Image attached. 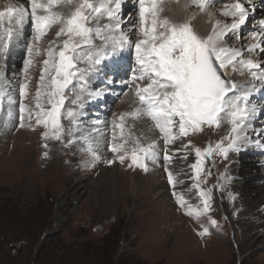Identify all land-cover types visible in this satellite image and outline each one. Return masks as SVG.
Here are the masks:
<instances>
[{
  "label": "snow or ice",
  "instance_id": "obj_1",
  "mask_svg": "<svg viewBox=\"0 0 264 264\" xmlns=\"http://www.w3.org/2000/svg\"><path fill=\"white\" fill-rule=\"evenodd\" d=\"M126 3L127 0H29L27 7L8 3L0 9V114L6 98L9 121L14 115L16 89L5 79L7 53L13 43L23 39L25 26L30 23L32 42L28 44L21 73L13 71L14 79H20L18 126H42L45 148L49 140L59 141L67 148L82 141L87 144L92 161L100 160L96 148L102 142L101 128L110 126L108 148L113 158L104 162H127L128 167L148 172L149 163L159 166L157 141L142 144L127 125L129 119L148 117L164 144L163 171L175 202L186 215L199 220L212 210L213 188L202 186L211 174V169L205 174V161L214 155L229 160L230 153L236 154L237 159L225 165L213 186L223 190L220 181L234 179L228 170L238 162L241 152L255 149L264 154V127L253 128L251 124L264 114V106L248 103L255 93L264 90V66L252 58L257 50L264 54V19L256 21L257 30L249 33L253 42L242 49L229 47L226 38L235 35L240 39L242 27L258 11L255 0H233L224 5L219 11L231 18V23L214 20L207 35L191 26V15L183 22L162 18L159 0H132L136 15L129 13L124 17ZM213 3L214 0H186L183 7L195 6L212 20L214 14L209 9ZM259 4L264 15V0H259ZM54 25L58 26L56 39L45 50L46 58L32 97L34 104L30 107L25 100L29 97L33 57L40 54L39 42ZM134 32L138 38L133 42L130 36ZM129 67L130 74L126 71ZM229 68L241 74L247 71L251 83L230 80ZM96 80L102 87L94 88ZM121 92L124 96L131 93L130 111L114 113L110 122L97 118L90 131L83 126L82 121L87 119L86 101L110 96L115 99ZM225 122L230 126L227 134L203 149L190 139L185 140L204 128H219ZM249 131L257 138L252 139ZM178 140L185 142L173 148ZM192 154L194 162L188 165L191 186L184 192L177 191V186L185 181L170 165L174 158L187 160ZM193 190L199 200L195 206L185 198V193ZM228 196L236 199L234 193L229 192ZM209 223L216 225L210 217ZM201 229L198 235L209 233L207 226L201 225Z\"/></svg>",
  "mask_w": 264,
  "mask_h": 264
},
{
  "label": "rangeland",
  "instance_id": "obj_2",
  "mask_svg": "<svg viewBox=\"0 0 264 264\" xmlns=\"http://www.w3.org/2000/svg\"><path fill=\"white\" fill-rule=\"evenodd\" d=\"M23 3L26 6L27 1ZM263 18L264 15L250 18L248 27L240 33V39L231 36L226 39L227 45L246 49L253 42L248 38L250 31L257 30L254 24ZM57 30L58 26H55L40 53L45 52L49 42L56 39ZM137 38L135 34L134 39ZM31 41V33L24 35L18 50L20 56L16 54L17 63L12 52L15 43L12 44L6 60L5 79L15 87L17 103L12 106L14 115L11 121L4 111L0 114V264H264V233L261 229L253 231L248 249L240 252L238 217L231 211L235 201L228 196L233 190L231 182L220 181L224 185L223 190L213 187L229 160L214 155L211 160L205 161V174L209 169L211 174L207 175L202 186L213 188L212 210L196 220L178 208L167 184L162 159L164 144L160 137L156 139L158 129L148 130L144 140H141L145 145L150 140H156L161 157L159 166L149 163V171L145 172L128 167L127 162L123 165L104 162L113 158L108 148L112 137L110 126L101 128L103 138L100 147L96 148L100 156L98 161H92L88 146L82 141L67 148L59 141L49 140L45 148V141L41 138L42 126L19 127L20 79H12V76L13 71L21 73L23 58ZM257 53L258 57H264L258 50ZM45 56L41 59L34 56V65L42 67ZM38 69L30 71L29 97L25 100L30 107L34 104L32 97L40 76ZM235 78L232 75L229 77L233 82H236ZM97 83L94 86L100 87ZM123 95L121 92L120 98L110 96L85 108L87 119L82 121L83 126L90 131L92 122L97 118L110 122L114 113L124 112L125 107L120 105ZM110 100L112 103L107 102ZM256 105L264 106L258 101ZM6 123L7 127L4 126ZM64 123L67 124V121ZM251 124L253 128L262 127L264 114ZM228 126L225 122L219 128H204L185 140L190 139L193 145L203 149L207 143L214 144L226 135ZM129 128L133 130V127ZM252 133L249 131L248 135L256 139ZM183 142L178 140L172 147L179 148ZM260 155L259 151L242 154L240 172L260 173ZM194 159V154L187 160L173 159L170 167L175 172L180 169L179 179L185 181L177 186V191L184 192L190 188L187 168ZM117 167L122 173H119V184L115 188L116 198L107 202L106 195L112 190L107 184L103 186L102 180L108 178L113 168L117 172ZM135 174L141 182L136 195L131 189ZM255 177L258 178L254 175L250 178ZM161 183L166 184V188H159ZM185 198L194 206L199 203L194 190L186 192ZM102 200L108 204L107 208L101 204ZM225 204L230 206L228 210ZM209 217L216 221L215 226L209 223ZM201 225L209 228L207 235L197 234L202 230Z\"/></svg>",
  "mask_w": 264,
  "mask_h": 264
},
{
  "label": "bare ground",
  "instance_id": "obj_3",
  "mask_svg": "<svg viewBox=\"0 0 264 264\" xmlns=\"http://www.w3.org/2000/svg\"><path fill=\"white\" fill-rule=\"evenodd\" d=\"M23 1H27V3H26V7H27V5L29 3V0H23ZM23 1L21 2V0H0V9H2L8 3H13V4H16V5H18V4L24 5ZM232 2H233V0H214V3L211 5V7L213 9H211V7L209 9L214 14L212 20H209V18L207 17V15L205 13H200L195 6H190L187 9H184L183 5L186 3V0H159V6L162 8V11H163V12L161 11L159 14H160V16L162 18L163 17H168L170 19L176 20L177 22H183L187 18V16L191 15L192 19L190 21H188L191 24V26L199 34L207 35L211 31L212 23L214 22V20H218L219 19L222 22L231 23V18L224 17L220 13L219 10L224 5L232 3ZM240 2L246 3V0H240ZM255 2L257 4V8H258L257 13L255 14V17H258V16H261V13L259 11L260 4H259V0H255ZM125 5L126 6L124 7V11L126 13H123L124 17H127L129 13H131L132 15L135 16L136 14H134L133 6H132V0H127V3ZM246 6H247V4H246ZM215 12H217V14ZM259 13H260V15H259ZM249 23L250 22H247V25L242 27L241 32L245 31L244 29H246L248 27ZM30 26H31L30 23L25 26L24 35L27 34V36H28V34L31 33V32H28V31L31 30ZM54 27H55V25L52 26V28H50L48 30L47 34L39 42V45H40L39 48L40 49L44 48L46 46V43H45L46 41L45 40L49 39V36H50L49 34L51 33L52 30H54ZM135 34L136 33L134 32L130 36V39L133 42L136 40V39H134ZM231 36H235V35H229V37L226 38V39H230ZM23 39H24V37H23ZM22 40H20L18 43H15V45L13 43L14 50L12 52H14V55L16 56L15 63H17L18 55L20 56V54H19L20 52H18V50H20V48H21ZM43 43H45V44H43ZM237 44H238V42H237ZM243 45H244V43H243ZM16 54H18V55H16ZM44 54H45V52L43 51L39 55H35V58H38V59L44 58ZM257 54L256 53L253 54L252 58L254 60H259V61H261V59H263L261 62H262V66H264V57L260 58V57H258ZM26 55H27V53H26ZM26 55H25V57H26ZM244 58L246 59V58H248V56L245 55ZM38 66L33 65V67L31 68V71L34 70L36 72V69H38V68H39L38 70L40 71L41 67L40 66L38 67ZM11 70H12V68L9 69V71H11ZM126 71H128V73L130 74V67L128 69H126ZM228 72H229V77H231V75H232V77L235 78V77H238L240 75V77L237 78L240 84H242V83H251V79H250L249 74H248L247 71H245L243 74H241L238 71L237 72H233L232 69L229 68ZM109 75H111V74L109 73ZM102 78L103 79H108V77H102ZM12 79H14V78H12ZM237 79H236L235 83L238 84ZM96 82H98L97 84H99L100 87H102V84L100 83L99 80L93 81V84H95ZM256 83L259 84L258 81ZM100 87L94 86L95 89L96 88H100ZM8 90L11 91V89H8ZM120 97L121 96H119L117 98H120ZM100 100H103V99H100ZM100 100H91V99H89L88 101H86V107L85 108H88V107L90 108L91 106H93L95 104V102H98ZM257 101H258L259 104L260 103L264 104V90H261L260 92L255 93L250 98L248 103H250V104L251 103H255L256 104ZM107 102L108 103H112V100L107 101ZM108 103H105V104H108ZM120 105H123L125 107L124 108V112L131 110V108L133 107L131 93H130V96H124L123 95V97H122V99L120 101ZM109 106H111V105H109ZM123 106L120 108V110L123 108ZM8 107H7V102L5 101L4 104H3V111L6 113V115H7ZM121 112H123V110H121ZM4 117H5V115L2 116L1 119H4ZM127 125L129 127H133V130H131L132 133L135 136L139 137L140 140H142V141L144 140L143 137L144 138L146 137V134H147L148 130L150 131V129L154 128L153 122L148 117H142L141 119H138L136 121H133V120L129 119L127 121ZM262 127H264V124H262ZM109 130H110V128H109ZM252 134H255V133L253 132ZM141 135H142V137H141ZM159 137H160V133H159V135H156V139H158ZM251 137H254V136H251ZM150 142H151V140H150ZM252 151H258V150L250 149L249 151L241 152L239 157H238V162L232 164L231 167L228 170L229 175L231 177H234V179L231 180V186H232V189H233L231 193L236 194V199L234 200L235 201L234 202L235 206L232 207L231 211L234 214H236V216L238 217L237 223H238V227L240 228L241 245H242V248L240 249V252H242V253L245 252L248 249L250 243L252 242V240H253V231L254 230L261 229V231L264 233V154L260 153L261 154L260 155L261 158H260L259 164L262 167L260 173L256 172V173H252V174H250V173L243 174V173L240 172V165L239 164H240V160H241L240 159L241 155L245 154V153H250ZM257 154L259 155V153H257ZM235 159H237L236 154L235 153H230L229 154V161L230 160H235ZM116 170H117V172L114 171V168H113L112 171L109 173L108 178H105V179L102 180V185L104 186V185L107 184L112 190L111 191L112 193H109L108 195H106V197L108 196L107 198H105V200L107 202H108V200L111 201V200L116 198V192H115L116 189L115 188L119 184V182H118V177H120L119 173H122L120 170H118V167H117ZM179 171H180V169L177 170L178 173H179ZM253 175L254 176H258V178H256V177H255V179L254 178H250ZM165 186H166V184H164V183L162 184L161 183L159 188L162 187V189H164V188H166ZM140 187H141V182L138 181V177L135 174V176L132 178V181H131V189L133 190V192H135V195L137 194V191H138V189ZM142 187H143V184H142ZM101 204L105 208H107L108 204L105 201L102 200ZM224 207L227 210L230 208V206L228 207V206H226V204H225Z\"/></svg>",
  "mask_w": 264,
  "mask_h": 264
},
{
  "label": "trees",
  "instance_id": "obj_4",
  "mask_svg": "<svg viewBox=\"0 0 264 264\" xmlns=\"http://www.w3.org/2000/svg\"><path fill=\"white\" fill-rule=\"evenodd\" d=\"M119 263V262H118Z\"/></svg>",
  "mask_w": 264,
  "mask_h": 264
}]
</instances>
